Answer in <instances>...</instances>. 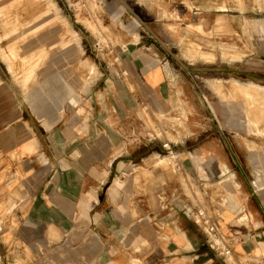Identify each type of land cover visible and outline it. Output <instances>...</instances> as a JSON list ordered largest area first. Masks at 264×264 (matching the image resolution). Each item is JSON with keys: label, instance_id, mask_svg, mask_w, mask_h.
<instances>
[{"label": "crops", "instance_id": "1", "mask_svg": "<svg viewBox=\"0 0 264 264\" xmlns=\"http://www.w3.org/2000/svg\"><path fill=\"white\" fill-rule=\"evenodd\" d=\"M133 37L115 52L116 75L101 93L89 82L79 91V51L68 47L30 101L0 96V264H227L193 220L197 208L237 260L264 264V137L250 132L246 173L217 127L179 159L184 186L161 149L132 137L143 131L139 105L167 113L175 96L159 50ZM242 208L249 220L237 222Z\"/></svg>", "mask_w": 264, "mask_h": 264}, {"label": "rangeland", "instance_id": "2", "mask_svg": "<svg viewBox=\"0 0 264 264\" xmlns=\"http://www.w3.org/2000/svg\"><path fill=\"white\" fill-rule=\"evenodd\" d=\"M22 1L24 5L31 1V4L37 2L0 1L10 4L12 9H22V6L25 9L22 11L28 10L24 14L18 11L19 8L15 9V16L21 13L22 17L18 15L16 18L19 22L16 19L15 24L6 23L5 28L2 27L5 23L0 20V27L7 28L6 31L0 28V45L3 44L0 50L6 52L9 44H18L20 47L19 51L15 50L18 45L14 48L18 52L13 62L14 71H10L8 62L2 56L4 52L0 51V96L7 99L8 103L30 101L32 95L37 93V85L47 63H55L56 59L52 57L56 55L65 58L68 47H76L79 51L71 69V74L81 82L79 91L87 93V86L93 84V90L101 93L107 87L105 82L111 83V74L116 75L115 52L132 35H136L137 38L133 37L132 41L137 39V45H154L159 50L175 96L172 109L167 113H157L148 105H139L136 109L139 122L136 125L143 131L140 135H132L137 139L135 142H146L145 149L149 152L161 149V153L156 156L162 159L161 163L167 171L176 174L185 186V178L174 166V160L185 157L187 150L216 136L214 133L220 126L230 150L226 151L227 155L239 159L243 170L248 173L250 132H257L259 137H264V93L255 90L250 96L244 95L243 91L231 86V81L235 77L264 85V0H38V5H33L35 8L31 4L22 5ZM42 2L47 7L49 2L55 4L53 8L58 9L66 23L51 17L52 12L47 7L46 10ZM39 7L49 12L45 13ZM33 12L40 13L43 18L48 17V21L40 29L31 32L28 26L39 20L31 18ZM23 21L30 23L28 26L24 24V27ZM19 23L22 29L17 25ZM53 23H56L54 29L58 32L51 37L43 35V30L49 32ZM199 25L202 26L203 34ZM222 43L230 44L226 49L229 53L227 57L230 58L228 61L223 59ZM60 50L64 53L60 54ZM234 55L241 56V59H233ZM202 56H210L214 60ZM168 66L170 68L167 70ZM87 82L89 84L85 86ZM221 89L228 90L221 92ZM235 92L240 93L239 98L233 96ZM78 102L75 101L74 105L79 109L81 105ZM248 111L253 114L250 115ZM206 124L212 130L203 134ZM233 131L237 132L235 137ZM191 132L194 133V139L186 140ZM165 141L171 142V150L163 148L162 143ZM252 142L255 143L254 140ZM253 151L255 153L254 148ZM263 152L259 150V158L264 157ZM165 156L168 158L164 159ZM169 161L170 167L167 166ZM194 187L199 191L198 187Z\"/></svg>", "mask_w": 264, "mask_h": 264}, {"label": "bare ground", "instance_id": "3", "mask_svg": "<svg viewBox=\"0 0 264 264\" xmlns=\"http://www.w3.org/2000/svg\"><path fill=\"white\" fill-rule=\"evenodd\" d=\"M1 1V0H0ZM26 1V0H25ZM35 0H33V2H34ZM23 2V1H22ZM32 2V1H31ZM31 2L30 3H27V4H31ZM37 2H39L38 0H37ZM36 1H35V3H33V4H31L32 5V7H33V5H35V4H37L38 5V3H37ZM41 2V1H40ZM20 4H21V2H19ZM43 3V2H42ZM41 3V5H44V4H46V3H43L42 4ZM50 4H49V7H47L46 5H44L43 7L47 10V8L49 9V11H51L52 12V15L53 16H51V17H56L58 20H61V21H64L65 22V20H64V18H63V16H61V13L60 12H58V9L56 10L55 8H53V6L55 5H53L51 2H49ZM27 4H25V5H27ZM19 4H17V6H18ZM22 5H24V2H23V4ZM24 5V6H25ZM31 5H29L30 7H31ZM39 5H40V3H39ZM53 5V6H52ZM16 6V7H17ZM21 6V5H20ZM3 7H5V8H3ZM8 7V8H7ZM12 7H15V6H12ZM31 7V8H32ZM42 7V6H41ZM47 7V8H46ZM19 8V7H18ZM18 8H11V5L10 4H8L7 2H2V3H0V20L3 22V23H5L4 25L2 24V27L3 28H5V27H7V26H5V25H7L6 23H17V21L19 22V20L16 18V17H18V15H20L21 16V13L23 12H27L28 10H27V8H26V10L27 11H24L25 9H24V7H22L21 6V8L22 9H24L23 11H22V9H20V10H18ZM33 8H35V7H33ZM18 10V11H20L21 13L20 14H18L17 16H15L17 13V11L15 12L14 10ZM39 9H42V8H40L39 7ZM45 9H42V11L43 10H45ZM30 10V9H29ZM38 10V9H37ZM45 10V11H46ZM31 11V10H30ZM34 11H36V9L34 10ZM40 11V10H39ZM45 11H43V12H45ZM49 11H46L45 13H47V12H49ZM38 12V11H37ZM19 13V12H18ZM40 13H41V11H40ZM40 13H38V14H34V12L31 14V18H38L39 20H37L36 21V23H30V22H28V24L30 23V25L28 26V24H26V23H24V21L22 22V25L25 27V25H27L28 26V30L29 31H31V32H33V31H35V30H38V29H40L41 27H42V25L46 22V21H48V17L46 18V17H44L43 18V16L42 15H40ZM25 14V13H24ZM23 14V15H24ZM27 14V13H26ZM29 14V13H28ZM43 15H44V13H42ZM27 15H25L24 16V18L26 17ZM37 16V17H36ZM39 16V17H38ZM22 17V16H21ZM28 17H30V16H28ZM50 17V18H51ZM16 19H17V21H16ZM53 19V18H52ZM27 20H29L28 18H27ZM27 20H25V22L27 21ZM54 20V19H53ZM62 23V22H61ZM66 23V22H65ZM25 24V25H24ZM64 24V23H63ZM1 25V24H0ZM13 25V24H12ZM17 25H19V27H20V23L19 24H17ZM56 23H53L52 25H51V29L49 30V32L47 31V32H45L46 30H43V35H48V36H54L55 34H56V32H58V30H55L56 29ZM66 25V24H65ZM11 26V25H10ZM16 26V25H15ZM14 26V27H15ZM45 26V25H44ZM55 26V27H54ZM200 26V31L202 32V34L204 33V31L202 30V26L201 25H199ZM2 27H0V28H2ZM9 27V26H8ZM223 27V26H222ZM2 28V29H3ZM21 29L23 28V27H20ZM55 28V29H54ZM10 29V27L8 28V30ZM14 29H16V28H14ZM18 29V31H19V28H17ZM21 29H20V31H21ZM3 30H5V29H3ZM2 30V31H3ZM6 30H7V28H6ZM5 30V31H6ZM67 30V29H66ZM65 30V31H66ZM4 31V32H5ZM29 31H25V32H29ZM70 31V30H69ZM72 31V30H71ZM8 32V31H7ZM9 32H10V30H9ZM8 32V33H9ZM73 32V31H72ZM11 33V32H10ZM13 33V32H12ZM62 33V32H61ZM60 33V34H61ZM66 33H67V31H66ZM69 33V32H68ZM74 33V32H73ZM4 34V33H3ZM6 34V33H5ZM63 34V33H62ZM9 35V34H8ZM206 35V34H205ZM203 36V35H202ZM17 37V36H16ZM15 37V38H16ZM62 37H65V35H62ZM14 38V39H15ZM209 39V38H208ZM209 41L212 43V40L211 39H209ZM214 42V41H213ZM3 44H1L0 45V49H1V46H2ZM18 45V44H17ZM17 45L16 46H14V44H9L8 45V50L6 51V52H4V51H2V50H0V51H2V52H4V55H2L3 57H5L4 59L8 62V65H9V69H10V71H14L15 69H14V65H15V63L13 64V62H14V60H16V58H17V56H18V52L17 51H15V50H18L20 47H19V45H18V47H17ZM228 45H230V44H227V43H225V45L222 43L221 44V48H222V51H223V59H227V61L228 60H230V58H228L227 57V55L229 54L228 52H227V46ZM225 46H226V48H225ZM15 47H17L15 50H14V48ZM22 48V47H21ZM4 50V49H3ZM19 51V50H18ZM33 54V53H32ZM42 54V53H41ZM46 56H47V54H46ZM232 57V56H231ZM241 56H238V55H234L232 58L233 59H238V58H240ZM33 58V57H32ZM41 58H43V57H41ZM40 58V59H41ZM202 58H206V59H208V60H210V61H212V60H214L213 59V57H210V56H206V57H204V56H202ZM241 59V58H240ZM40 61V60H39ZM44 61V60H43ZM81 61V60H80ZM240 61V60H239ZM27 62H29V61H27ZM37 63H39V62H37ZM41 63H42V61H41ZM85 63V62H84ZM36 64V63H35ZM25 65V64H24ZM31 65V64H30ZM26 66V65H25ZM39 66V65H38ZM30 67H32V66H30ZM37 68H41V67H37ZM76 68V67H75ZM19 70H21V69H19ZM77 70V69H76ZM22 71V70H21ZM38 71V70H37ZM15 73V72H14ZM22 73V72H21ZM81 73H82V71H81ZM13 74V73H12ZM18 74V73H17ZM25 74H26V72H25ZM34 74V73H33ZM37 74V73H36ZM16 75V74H15ZM23 75V74H22ZM21 76V75H20ZM33 76V75H32ZM32 76H31V78H32ZM37 77V75H35L34 74V77ZM25 77V76H24ZM33 77V78H34ZM17 78H19V77H17ZM23 78V77H22ZM26 78V77H25ZM32 78V79H33ZM20 79H21V77H20ZM35 80V79H34ZM22 81V80H21ZM26 81V80H25ZM30 81V80H29ZM36 81V80H35ZM34 81V82H35ZM27 82V81H26ZM27 83H29V82H27ZM231 83H232V85L231 86H233L235 89L237 88V89H240V91L242 92V93H244V95H251L253 92L252 91H255V90H260L261 91V93H264V85H261V84H258L257 82H254V81H242V80H239V79H236V78H232V81H231ZM26 84V83H25ZM32 84H33V82H32ZM1 86V85H0ZM229 86V85H228ZM230 86V87H231ZM22 87V86H21ZM31 87H32V85H31ZM232 87V88H233ZM28 88V87H27ZM219 88H220V86H219ZM223 88V87H222ZM23 89V88H22ZM234 89V90H235ZM225 90H228V89H224V90H222L221 89V92H223V91H225ZM234 90H232V91H234ZM236 91V90H235ZM238 92V91H237ZM236 93V92H235ZM234 93V94H235ZM241 93V94H242ZM9 94V93H8ZM223 94V93H222ZM227 94V93H226ZM225 94V95H226ZM229 94V93H228ZM237 94V95H236ZM235 95H233V96H235V98H236V96H238V95H240V93L238 94V93H236ZM230 96H231V94H229ZM227 96V95H226ZM223 97H225V96H223ZM232 97V96H231ZM227 98V97H226ZM232 98H234V97H232ZM238 98H239V96H238ZM244 98V97H243ZM264 99V98H263ZM237 100V99H236ZM262 101H264V100H262ZM263 104V103H262ZM251 106H253V105H251ZM255 106V105H254ZM261 107V106H260ZM259 107V108H260ZM262 109V108H261ZM249 110V109H248ZM264 110V109H263ZM249 112V111H248ZM264 112V111H263ZM250 113V112H249ZM260 113H261V110H260ZM251 114H253L252 113V111H251V113H250V115ZM254 115H252V117H253ZM251 117V116H250ZM262 117V114H261V116H260V118ZM254 118H256V117H254ZM254 121H256V120H254ZM261 121H262V119H261ZM259 122H260V120H259ZM262 123V122H261ZM264 124V123H263ZM261 130V129H260ZM249 150V149H248ZM11 154V153H10ZM259 154V153H258ZM165 157H168V156H165ZM258 178V177H257Z\"/></svg>", "mask_w": 264, "mask_h": 264}, {"label": "built area", "instance_id": "4", "mask_svg": "<svg viewBox=\"0 0 264 264\" xmlns=\"http://www.w3.org/2000/svg\"><path fill=\"white\" fill-rule=\"evenodd\" d=\"M162 146L166 150H171L170 141L163 142ZM174 161V166H176L178 170L182 171V165L181 163H179V159H175ZM192 218L196 224L202 227L207 237L211 240L214 250L224 261H226L227 264H243L235 258L232 246L230 245V243H228L229 239H227V237L222 234L217 223L210 221L203 208H197ZM235 219L237 222L248 221L249 218L248 214L246 213V209L242 208L241 211L235 213ZM251 263L258 264L259 261L253 259Z\"/></svg>", "mask_w": 264, "mask_h": 264}]
</instances>
